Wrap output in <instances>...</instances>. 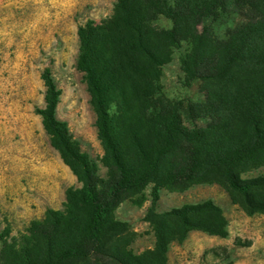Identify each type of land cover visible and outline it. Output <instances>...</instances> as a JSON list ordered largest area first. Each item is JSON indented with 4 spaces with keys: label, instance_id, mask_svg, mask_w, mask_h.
I'll return each instance as SVG.
<instances>
[{
    "label": "trees",
    "instance_id": "trees-1",
    "mask_svg": "<svg viewBox=\"0 0 264 264\" xmlns=\"http://www.w3.org/2000/svg\"><path fill=\"white\" fill-rule=\"evenodd\" d=\"M160 18L169 26H157ZM76 35L106 177L55 118L60 91L45 69L36 113L80 187L68 188L63 210H48L20 241H3L0 264H165L169 245L192 231L227 235L210 200L157 212L160 190L216 183L248 216L264 215V174L251 175L264 168V0H116L109 16ZM182 45L184 81L199 84L198 102L171 100L160 83ZM147 186L144 221L155 242L135 255L128 224L112 211Z\"/></svg>",
    "mask_w": 264,
    "mask_h": 264
},
{
    "label": "rangeland",
    "instance_id": "rangeland-1",
    "mask_svg": "<svg viewBox=\"0 0 264 264\" xmlns=\"http://www.w3.org/2000/svg\"><path fill=\"white\" fill-rule=\"evenodd\" d=\"M116 0H0V241L12 244L26 234L32 222L48 210L61 211L68 188L80 184L51 147L36 110L43 107L42 73L48 69L60 91L55 118L64 122L80 150L106 177L102 148L96 137L95 114L76 66L77 29L88 20L110 15ZM157 26L168 27L160 18ZM225 25L216 29L221 34ZM186 46L174 51L161 68L160 83L171 100L202 99L199 84L186 85L180 59ZM264 174V168L251 175ZM150 186L123 199L112 211L126 222L131 235L128 249L135 255L152 250L154 234L144 221L150 206ZM210 200L222 209L225 237L192 231L171 243L165 264H264V215L248 216L221 185L194 184L177 192L160 190L155 210Z\"/></svg>",
    "mask_w": 264,
    "mask_h": 264
}]
</instances>
